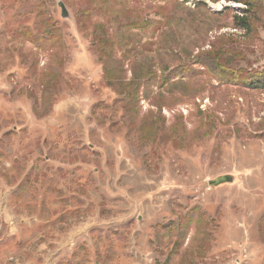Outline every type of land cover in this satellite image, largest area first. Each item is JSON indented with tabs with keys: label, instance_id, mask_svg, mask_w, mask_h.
<instances>
[{
	"label": "rangeland",
	"instance_id": "1",
	"mask_svg": "<svg viewBox=\"0 0 264 264\" xmlns=\"http://www.w3.org/2000/svg\"><path fill=\"white\" fill-rule=\"evenodd\" d=\"M22 1L0 0V264H264V90L178 73L189 41L192 61L225 43L264 70V26L233 27L244 2L99 0L87 16L89 0ZM150 4L177 9L168 31L122 24L161 19ZM46 17L64 48L12 37ZM101 23L123 81H141L118 105ZM193 208L204 218L177 222Z\"/></svg>",
	"mask_w": 264,
	"mask_h": 264
},
{
	"label": "trees",
	"instance_id": "2",
	"mask_svg": "<svg viewBox=\"0 0 264 264\" xmlns=\"http://www.w3.org/2000/svg\"><path fill=\"white\" fill-rule=\"evenodd\" d=\"M22 1V0H21ZM28 0L22 1V6L24 13L26 12L28 6L26 5ZM44 1V0H39ZM99 0H89L85 5L87 9L84 15L90 16L96 10H99L98 5L95 4ZM130 2V0H127ZM154 1H164L168 0H150V3L154 4ZM235 1H243L248 9H243L240 13H236L233 16V27L240 28L242 30L247 31L249 34L255 32V25L258 27L264 26V1L263 0H235ZM149 5L148 11H156V15L159 16L160 13L161 19L153 20L149 18H142V21L138 20L136 22H130V19L123 22V25L128 27H139L141 29H148L154 35L159 33L158 31L161 29V25H167L166 31H168L169 27H171V20L176 17L177 9L173 7H169L168 11H163L166 7H159L157 5ZM157 4V3H156ZM202 3H198V5ZM26 5V6H25ZM252 8V11L249 8ZM21 8V7H20ZM173 8V9H172ZM184 19L183 16H179ZM187 19H184V25L188 26V29L192 30V27L195 25L194 16L187 15ZM182 21V20H180ZM121 22H118V26L121 27ZM258 29V28H257ZM12 37L21 38L26 42H30L32 44L42 46L47 43H52L53 46L57 45L60 48H64L65 44V33L63 32L62 27L54 22L53 19L46 17L42 24L34 23L33 27L23 26L18 28L14 33H12ZM93 43L92 46L94 48L95 53L97 54L100 61L104 64V79L109 83L112 87L116 99L114 101V105L120 104L122 101L127 100L132 92L141 85V81L137 82V74L138 72L134 70V74L136 75V80L126 83L123 81L125 71L123 69V63L121 60L114 58V51L112 46L114 42L109 34V27L105 23L95 24L93 29ZM173 40V38H171ZM161 42L159 51L165 50L168 51L176 48L178 44L176 42ZM231 41V40H229ZM172 42V43H171ZM190 42V41H189ZM187 43L181 49L182 55H186L184 59L179 63V75L186 78H195L200 75H208L214 78H217L220 83L241 85L243 87L255 90H264V70H257L254 68H250L246 65L244 67L239 65L242 61L245 60L244 52L238 50L237 47L230 44V47L226 48V44L224 43L219 50L209 51L204 53L197 58V61H192L187 57L192 49V43ZM222 52L228 54L224 56ZM109 61V62H108ZM110 63V65H109ZM195 64H198L200 69L194 67ZM151 65V64H150ZM111 66V68L109 67ZM146 64L144 65L145 68ZM150 67V66H149ZM151 69V68H150ZM148 77L143 78L144 84H149L154 78V72H150L148 70ZM132 88L129 92L128 89ZM204 213H201L198 208H193L189 210L187 213L180 216L177 220L178 223L184 222L187 219L191 218H204ZM204 223V222H203ZM176 225V223L174 224Z\"/></svg>",
	"mask_w": 264,
	"mask_h": 264
},
{
	"label": "water",
	"instance_id": "3",
	"mask_svg": "<svg viewBox=\"0 0 264 264\" xmlns=\"http://www.w3.org/2000/svg\"><path fill=\"white\" fill-rule=\"evenodd\" d=\"M59 5L62 7V10H63V17H67L68 16V13L66 11V9L64 8V5L63 3H59ZM233 180V177L230 176V175H225V176H220L218 177L216 180H212L210 181V185L211 186H220V185H223V184H226V183H231Z\"/></svg>",
	"mask_w": 264,
	"mask_h": 264
},
{
	"label": "bare ground",
	"instance_id": "4",
	"mask_svg": "<svg viewBox=\"0 0 264 264\" xmlns=\"http://www.w3.org/2000/svg\"><path fill=\"white\" fill-rule=\"evenodd\" d=\"M222 5V4H221Z\"/></svg>",
	"mask_w": 264,
	"mask_h": 264
}]
</instances>
